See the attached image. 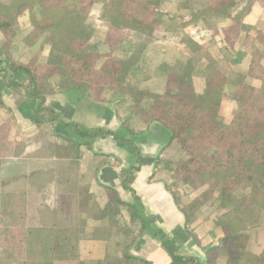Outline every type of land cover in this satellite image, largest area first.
<instances>
[{
    "label": "crops",
    "instance_id": "0c3cea01",
    "mask_svg": "<svg viewBox=\"0 0 264 264\" xmlns=\"http://www.w3.org/2000/svg\"><path fill=\"white\" fill-rule=\"evenodd\" d=\"M18 1L0 0V3L12 7ZM38 1L19 15L17 25L9 33L0 30V46L11 40V55L16 61L27 63L37 54L42 62H46L50 56L52 46L47 41V33L37 41L28 37L33 29L32 20H40L43 15ZM248 1L156 0L145 13L147 23L122 26L131 34L112 56L121 64H133L135 86L140 91L154 94H162L154 88H166V78L173 75L179 80L185 77L190 79L195 94L203 95L209 76L207 66L213 65L229 79L223 89L224 99L219 115L221 122L228 123L238 108L232 100L234 83L248 85L256 90L262 85L259 79L247 74L252 53L262 48L258 36L264 34V0L254 1L244 18V24L250 29L242 30L234 43L229 42L225 33L232 19L240 14ZM105 5V0H96L86 21L90 33L88 46L98 48L101 54L109 52L105 42L109 23L103 19ZM261 63L264 66V58ZM158 75L162 78V87L156 85ZM60 82L59 76L48 78L46 85L54 91L46 96L45 107L60 112L65 121L85 127L117 130L124 121H128L138 133L136 144L140 155L120 148L112 136L96 140L92 149L81 146L79 158H76L75 153L60 154L66 142L57 137L52 124L48 123L43 126L44 135L39 140L31 139L37 132L34 111L38 100L26 96L22 74L14 73L0 56V99L3 103L0 123L12 117L14 124L10 139L25 142L19 156L3 160L2 176L20 178L18 180L29 187L41 178L46 180L40 191L52 194V199L48 201L52 208L55 207L58 194L75 193L79 186L88 188L89 204L80 208L83 220L78 245L80 264H134L136 259L151 264H173L161 242L141 229L140 219L132 218L129 207L119 205L112 210L106 209L112 206V190L118 193L123 202H133V193L122 185V170L137 165L140 170L131 187L142 201L144 215L155 217L154 225L176 241L182 256L193 257L200 264H208L209 250L221 246L223 231L216 226V220L224 210H217L220 213L216 211L212 215L201 209L193 221H186L167 187V174H162L164 170L160 169L159 164L166 157L165 151L176 141L171 142L170 134L162 130L158 123H150L140 117L131 119L129 115L134 104L149 108L152 100L143 96L138 99L139 94L137 100L130 101V95L123 88L104 92L102 101L98 103L87 98L77 102L62 94ZM176 154L179 158H186L179 150H176ZM146 163L147 166H144ZM29 178L36 179L29 181ZM104 212L113 214L115 220L104 215ZM190 234H195L198 241ZM261 237L258 241L255 235L249 234V253L251 251V254L259 255L263 251L264 235ZM125 252L134 259H126ZM212 257H215L216 264H226L225 255Z\"/></svg>",
    "mask_w": 264,
    "mask_h": 264
},
{
    "label": "trees",
    "instance_id": "16d2710c",
    "mask_svg": "<svg viewBox=\"0 0 264 264\" xmlns=\"http://www.w3.org/2000/svg\"><path fill=\"white\" fill-rule=\"evenodd\" d=\"M35 1L19 0L12 7L0 3V30L9 33L17 25L19 15L30 9ZM95 1L76 0L68 3V0H39L43 15L40 20H32L33 29L28 37L37 41L48 34L47 41L52 46L48 61L41 62L37 54L27 63L14 60L11 40L0 46V56L14 73L22 74L26 96L38 100L34 111L37 132L31 139L39 140L44 135L43 126L50 123L57 125L54 128L57 136L65 133L67 137L63 135V139L73 143L76 158L80 157L81 146L92 149L96 140L108 136H112L120 148L139 156L140 150L136 144L138 133L128 121H124L117 130L85 127L73 121H65L60 112L44 106L46 96L54 91L45 83L52 76L61 78L59 90L62 94L77 102L87 98L98 103L102 101L104 92L126 87L122 64L113 60L109 54L102 56L88 49L90 33L86 21ZM254 1L249 0L225 29L230 43L235 42L242 30L250 29V26L244 24V18ZM105 2L103 19L109 23L105 42L109 51L114 52L131 34L122 26L147 23L145 13L156 0ZM4 8L8 13L3 12ZM258 40L262 48L252 53L247 75L259 79L262 85L256 90L248 85L234 83L232 100L237 103L238 111L228 123L221 122L219 115L224 99L223 89L229 79L213 65L207 66L209 76L205 94H195L190 79L185 77L179 80L171 75L167 81L168 89L164 93L145 92L153 100L149 108L139 106L145 115L144 120L158 123L162 130L170 134V141H176L190 156L187 161H167L166 168L174 171L175 178L194 184L197 188L207 186L206 191L186 207L181 205L176 192L167 186L186 221H193L196 214L213 198L219 210H225L216 220V226L223 231L221 246L209 250L208 264H216L212 256L221 254L226 256V264H264V249L259 255L249 256V234L245 232L246 219L258 223L264 213V137L252 138L258 125L264 123V66L261 63L264 58V34H260ZM103 57L106 58L100 64ZM134 90L140 91L138 87ZM1 107L3 103L0 99ZM13 124L12 117L0 123V190L20 179L2 176L3 160L19 156L25 147V142L10 139ZM139 170L137 165L122 170V185L133 193V202H123L118 193L112 190L110 204L112 207H129L132 218L140 219L141 229L161 242L173 264H200L193 257L182 256L176 241L154 225L155 217L144 215L142 201L131 187ZM19 194L23 202L21 208L31 209L28 206L32 199L29 192ZM89 201L88 188L79 186L75 193L57 195L53 220L49 224L30 225L29 221L21 218L7 225L0 234V249L6 257L4 264H80L78 245L83 230L80 208L88 206ZM1 207L0 204V227L3 221ZM191 236L198 241L195 234ZM124 257L134 259L126 252ZM143 262L151 264L146 260Z\"/></svg>",
    "mask_w": 264,
    "mask_h": 264
},
{
    "label": "rangeland",
    "instance_id": "374dc122",
    "mask_svg": "<svg viewBox=\"0 0 264 264\" xmlns=\"http://www.w3.org/2000/svg\"><path fill=\"white\" fill-rule=\"evenodd\" d=\"M76 0H68V3H72L75 2ZM3 12L8 13V11H6V9H3ZM88 49L90 51H96L98 53H100V50L98 48H91V46H88ZM115 52V51H114ZM114 52H107V54H101L102 56L105 55H111V57L114 59V57L112 56V54ZM106 57H103L100 61L103 62L105 60ZM49 59V58H48ZM40 60V57H39ZM41 61V60H40ZM48 61V60H47ZM117 61V60H116ZM42 62V61H41ZM99 64V65H100ZM122 68L125 72V85L126 87L124 89H120V90H124L127 91L129 96V100L134 101L137 100V96L139 95L138 99H140L141 96L148 98V96L145 95V91H139L136 92L134 89L136 88V84L133 83L134 78H135V74H134V66L133 64H124L122 63ZM51 78V77H49ZM162 78L160 77V75L157 76V81H156V85H159L162 87ZM168 78H166L167 80ZM48 80V79H47ZM47 80H46V84H47ZM168 89L167 85L166 88L165 86L163 88L160 89H156V87L154 88V90L156 92H165ZM158 90V91H157ZM125 94V93H124ZM131 98V99H130ZM125 99V98H124ZM124 99H122V101H124ZM144 99V98H141ZM147 100V99H144ZM152 100V99H151ZM124 103V102H122ZM153 104V100L152 103ZM140 105V104H139ZM137 104H134L131 107V110L129 115L131 119H135L137 117L143 118L145 115L142 113L140 107ZM143 108V107H141ZM147 109V108H144ZM238 108L234 111L233 116L237 113ZM47 124V123H46ZM47 125H50V123H48ZM53 128H57V125H52ZM63 135H65V133H63ZM63 135H58L57 137H59L61 140L65 141V145L64 147H62L63 149L60 151V154H73L75 152V148H73V143L64 140V136ZM65 137H67V135H65ZM259 137H264V123H260L256 129V131L253 133L252 138L256 139ZM79 141V140H76ZM176 150H179L180 152H182L185 157H178L176 156ZM166 157H163L160 161V169L164 170L162 174H167L169 183H168V187L170 188L171 191L176 192L177 196L180 198V203L183 207H186L190 202H192L195 198L199 197L200 195H202L206 189L207 186H202V187H195L194 184H190V183H186L184 181H182L181 179H177L175 178L174 175V171H172L171 169L166 168V162L167 161H171V162H178V161H187L190 159L189 154H187L186 152H184L181 147L179 146L178 143L174 142L172 146L168 147V149L165 151ZM147 166V163L146 165ZM4 178V176H3ZM36 178H29V181H33ZM46 182V180L44 179H39L36 184H31L32 187H29L27 184H24V182L22 180H16L13 181V183L11 185H8L7 187H3L0 190V204H1V212H2V225L0 227V230L2 234L3 233V229L5 227H7V225H10V223H13V221H18L21 218H24L26 221H29L30 225H44V224H49L50 222H52L53 220V206L48 205V201L51 200L52 198V194H46V193H42L40 190L43 188L44 183ZM31 189V190H30ZM25 191L29 192V195L32 196L31 201L29 202L28 206L29 210L27 209H23L21 208V205H23V202L21 201V194ZM39 191V192H38ZM236 205V204H234ZM107 210H112L114 209L111 205H109L107 208ZM204 211H206V213H211L212 215L214 213H216L217 210H219L218 206H217V202L215 201V199H211L210 201H208L202 208ZM106 210V212H107ZM22 211H23V216H22ZM106 212H104V215H109L106 214ZM225 212V210H224ZM220 212L217 211V214H219ZM110 219L115 220L114 215L110 214L109 215ZM1 224V221H0ZM246 225H247V229L245 230V232H247L248 234H251V236H256L257 240L260 241V239H262L261 236L264 235V213L261 215L260 221L258 223H253L249 218L246 219ZM257 243V242H256ZM248 248V247H247ZM248 250V249H247ZM249 253V252H248ZM252 252L250 251L249 256H253V254H251ZM251 259V258H250ZM6 261V257L4 255V252L0 249V264H4ZM15 264V263H12ZM134 264H144L143 260L140 259H136L134 261Z\"/></svg>",
    "mask_w": 264,
    "mask_h": 264
}]
</instances>
